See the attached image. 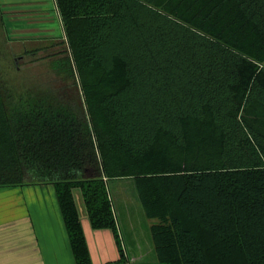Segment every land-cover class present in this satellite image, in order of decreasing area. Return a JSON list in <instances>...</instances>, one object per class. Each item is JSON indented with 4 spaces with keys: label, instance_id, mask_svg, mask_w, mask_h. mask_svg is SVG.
I'll return each mask as SVG.
<instances>
[{
    "label": "trees",
    "instance_id": "1",
    "mask_svg": "<svg viewBox=\"0 0 264 264\" xmlns=\"http://www.w3.org/2000/svg\"><path fill=\"white\" fill-rule=\"evenodd\" d=\"M85 113L0 83V186L53 184L76 264L132 179L158 264H264V0H55Z\"/></svg>",
    "mask_w": 264,
    "mask_h": 264
},
{
    "label": "rangeland",
    "instance_id": "2",
    "mask_svg": "<svg viewBox=\"0 0 264 264\" xmlns=\"http://www.w3.org/2000/svg\"><path fill=\"white\" fill-rule=\"evenodd\" d=\"M0 83L14 100L50 94L84 116V103L55 0H0ZM108 189L124 234L120 238L129 251L154 253L149 232L152 221L143 214L132 179H111Z\"/></svg>",
    "mask_w": 264,
    "mask_h": 264
},
{
    "label": "crops",
    "instance_id": "3",
    "mask_svg": "<svg viewBox=\"0 0 264 264\" xmlns=\"http://www.w3.org/2000/svg\"><path fill=\"white\" fill-rule=\"evenodd\" d=\"M76 205L90 264H158L154 253L129 251L123 238L121 257L113 231L93 229L82 200ZM0 264H76L53 184L0 186Z\"/></svg>",
    "mask_w": 264,
    "mask_h": 264
},
{
    "label": "water",
    "instance_id": "4",
    "mask_svg": "<svg viewBox=\"0 0 264 264\" xmlns=\"http://www.w3.org/2000/svg\"><path fill=\"white\" fill-rule=\"evenodd\" d=\"M6 26V25H5ZM74 196H75V200H76V203H78L79 202V200H81L80 198V195H79V192H77V191H75L74 192Z\"/></svg>",
    "mask_w": 264,
    "mask_h": 264
}]
</instances>
